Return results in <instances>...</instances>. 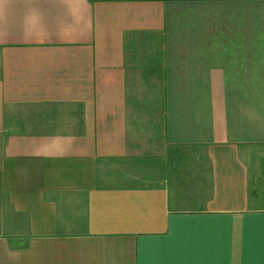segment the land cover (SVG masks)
Here are the masks:
<instances>
[{
	"label": "crops",
	"instance_id": "1",
	"mask_svg": "<svg viewBox=\"0 0 264 264\" xmlns=\"http://www.w3.org/2000/svg\"><path fill=\"white\" fill-rule=\"evenodd\" d=\"M0 264H264V0H0Z\"/></svg>",
	"mask_w": 264,
	"mask_h": 264
},
{
	"label": "rangeland",
	"instance_id": "2",
	"mask_svg": "<svg viewBox=\"0 0 264 264\" xmlns=\"http://www.w3.org/2000/svg\"><path fill=\"white\" fill-rule=\"evenodd\" d=\"M21 241H22V239H21Z\"/></svg>",
	"mask_w": 264,
	"mask_h": 264
}]
</instances>
